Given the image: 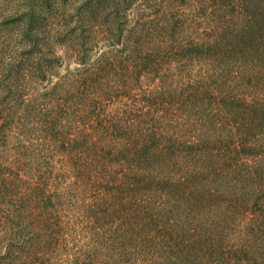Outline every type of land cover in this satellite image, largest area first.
Masks as SVG:
<instances>
[{
    "label": "trees",
    "instance_id": "1",
    "mask_svg": "<svg viewBox=\"0 0 264 264\" xmlns=\"http://www.w3.org/2000/svg\"><path fill=\"white\" fill-rule=\"evenodd\" d=\"M0 264H264V0H0Z\"/></svg>",
    "mask_w": 264,
    "mask_h": 264
},
{
    "label": "rangeland",
    "instance_id": "2",
    "mask_svg": "<svg viewBox=\"0 0 264 264\" xmlns=\"http://www.w3.org/2000/svg\"><path fill=\"white\" fill-rule=\"evenodd\" d=\"M57 53L62 57V64L55 72V76H59L66 72L67 70L74 68L76 63L73 58L65 51L64 47L58 46ZM239 237H233V240H237Z\"/></svg>",
    "mask_w": 264,
    "mask_h": 264
}]
</instances>
